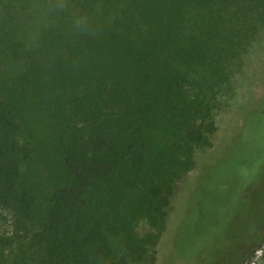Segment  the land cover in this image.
Segmentation results:
<instances>
[{
  "label": "trees",
  "instance_id": "1",
  "mask_svg": "<svg viewBox=\"0 0 264 264\" xmlns=\"http://www.w3.org/2000/svg\"><path fill=\"white\" fill-rule=\"evenodd\" d=\"M261 29L264 0H0V264H162L175 187ZM225 184L253 195L241 264L264 193Z\"/></svg>",
  "mask_w": 264,
  "mask_h": 264
},
{
  "label": "rangeland",
  "instance_id": "2",
  "mask_svg": "<svg viewBox=\"0 0 264 264\" xmlns=\"http://www.w3.org/2000/svg\"><path fill=\"white\" fill-rule=\"evenodd\" d=\"M0 59L5 57L0 55ZM239 63L226 89L217 96L212 146L194 151V164L175 187L168 220L172 235L165 247L168 250L162 253V264H196L200 250L208 254L210 264H234L229 259L242 249L240 243L236 241L234 249L227 250L243 216L248 215L253 195H231V188L222 191L221 185L235 187L240 183L244 190L256 187L254 192L264 193V29L241 54ZM4 70L5 65L0 64V71ZM214 150L223 155L209 163V176L202 182L198 179L193 188H186L187 179L198 173L201 163ZM5 217V212H0V233L10 230ZM148 230L147 223L141 221L138 233ZM261 230L264 234V228ZM246 253L241 264H264V240Z\"/></svg>",
  "mask_w": 264,
  "mask_h": 264
},
{
  "label": "flooded vegetation",
  "instance_id": "3",
  "mask_svg": "<svg viewBox=\"0 0 264 264\" xmlns=\"http://www.w3.org/2000/svg\"><path fill=\"white\" fill-rule=\"evenodd\" d=\"M244 252V251H243Z\"/></svg>",
  "mask_w": 264,
  "mask_h": 264
}]
</instances>
